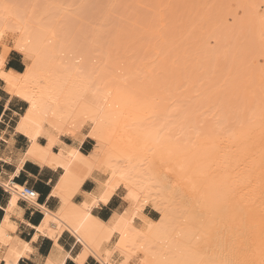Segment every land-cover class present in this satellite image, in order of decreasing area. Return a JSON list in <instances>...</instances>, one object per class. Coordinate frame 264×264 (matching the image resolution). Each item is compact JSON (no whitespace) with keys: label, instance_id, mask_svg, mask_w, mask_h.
<instances>
[{"label":"bare ground","instance_id":"obj_1","mask_svg":"<svg viewBox=\"0 0 264 264\" xmlns=\"http://www.w3.org/2000/svg\"><path fill=\"white\" fill-rule=\"evenodd\" d=\"M76 2L0 0V86L9 100L16 99L21 106L11 114L8 136L0 132V159L14 164V171L0 177V186L7 194L0 220V264H19L30 258L38 264H65L69 258L74 264H86L89 259L95 264H264V170L256 165L264 155L260 131L255 138L259 142L252 136L257 148L250 146L263 150H257L262 155L254 151L255 157L260 156L253 158L256 162L252 159L250 163L247 159L251 155L246 158L242 152L246 144L238 147L241 151L234 147L240 154H233L235 150L230 153L238 142H231L234 145L229 149L219 143L218 152L211 151L217 149H210L206 138L198 140L200 128L195 125L193 112L172 106L176 103L172 95L151 91L145 70H140L141 78L131 77L129 70L118 74L124 69L118 71L117 64L107 66L103 60L106 54H101V61L96 60L100 57L96 54L105 49L101 41H107L100 37L106 36L101 34L105 15L101 18L98 14L102 20L92 23L94 28L86 21L91 24L87 25L89 31L79 19L88 9L85 0L77 7ZM256 22L258 27L264 25L262 20ZM113 37L116 39L115 33ZM12 49L19 52L24 63L19 73L4 69ZM211 51V55L217 53ZM4 75L7 80L2 79ZM143 75L148 86L142 84L146 80ZM14 92L27 94L29 100ZM158 95L175 103L167 107L170 101L161 103ZM30 101L35 103L31 114ZM254 112L247 121L260 114ZM25 116L35 123L22 125ZM37 131L41 134L36 135ZM17 134L24 138L21 147L15 145ZM88 143L91 148L87 151ZM26 163L50 178V189L40 202L36 190L34 196L24 193L27 181L20 184L14 180ZM105 196L107 203L102 199ZM105 207L110 208V215L104 220L98 214ZM27 210L41 214L36 225L24 219ZM29 225L33 234L25 239L20 230ZM40 239L51 242L45 256L38 254L34 245ZM64 241L70 242L74 254L65 251Z\"/></svg>","mask_w":264,"mask_h":264},{"label":"rangeland","instance_id":"obj_2","mask_svg":"<svg viewBox=\"0 0 264 264\" xmlns=\"http://www.w3.org/2000/svg\"><path fill=\"white\" fill-rule=\"evenodd\" d=\"M79 1L76 2L75 0L76 7H77V4L78 5L80 4ZM89 1L91 2V5L89 4L90 3ZM114 1L116 2L114 3ZM110 2H112V0H92V1L85 0L84 4L87 5L85 6L88 9H86L85 6L84 7L82 6L81 8L83 9L85 8L86 10H83L82 13H80L79 15L80 17H83L85 14L83 18H79V19L83 20V22L81 21V23H84V25L82 24L81 25L83 27L86 26V28L88 27L87 28L88 30L90 29L89 26L92 23L95 24L96 21L98 22V18L102 20L101 18L105 15L104 19L106 20L104 19L103 20L106 22H104L102 27L105 28V30L108 29V31L107 33H104L106 31L103 29L104 31L102 30L103 33L101 32V34H103V36L104 35L106 36L102 37V35H100V37L102 38L104 42H105V39L107 40L106 41L107 43L105 42L106 45L113 43V46L112 45L106 46L105 43H103L100 40L102 44L101 46H105L103 47L105 49H103L104 51L102 50L100 53L96 54V55L100 54L99 55L100 57L96 56V60L98 61L100 59L101 61V58L103 57L105 58V56L102 57L101 54L103 55L106 54L107 57L105 59L103 58V60L107 61V64H106L107 66H110L109 64H111L112 67H115V65L117 64L116 66L117 67L119 66L118 69L120 67L124 69V70H121L120 68L118 71L120 70L121 71L120 72L117 71L118 74H122L123 72L125 71L127 72V70H129L130 71L129 75L131 77L133 75V77L138 78L139 76V78H141L142 75H139V74L144 73L146 78H148L149 80L146 79L145 76L143 75L142 79L143 78L146 79L142 81L143 85H145L144 82H146L147 80L148 81L151 80V82L149 83L154 85V86L152 85L150 86L149 84V88L151 91L153 88L154 93L156 94L159 93L160 91V93H163L162 95H166V96L172 95L171 96L173 98V99L171 98L172 101L176 99V103L174 102L175 104L171 102V99L169 100L170 103H168L169 101L163 100L161 95H158V96H160L159 100L163 101L161 103H164V104L168 103L166 104L167 107H170L169 105L174 104L172 106L177 105L175 107L182 108L184 110H190L193 112L195 125L196 127L200 128L202 131L200 132V129H197V133L199 131V136L198 134L195 136L196 140L199 138L198 139L199 141H206L207 139L211 144L208 147L210 149L212 148L217 149V150H211V151L218 152V147L216 146V144L219 146V143H222L223 145H226L225 147H228L227 149H229V147L233 146L235 142H238L239 144L241 143L240 146L239 144L238 145L235 144L233 148L231 147L232 150L230 149L231 150L230 153H233V150H235L233 154H238V153L240 154L241 150L238 147H242V145L244 146L246 144V146L242 148L243 149L242 152L245 151L246 158L250 155L252 156V158L250 156V158L248 157L247 159L248 161L250 160V163L252 162L251 160L256 156V154L260 153L259 155H262V152H259V151H263L264 147L262 148L263 149L262 150L261 146H259L258 147L259 149H257L259 151H257L255 148H257L258 145H256L253 141L255 142H259V140L264 141V132H263L264 125L262 126L261 124L263 123H261L260 125L258 123V122H264V55H263L264 49H262L264 48V30H263L264 25H261L260 27H258V25L256 24L257 20L258 21L262 20V23L264 24L263 22L264 21L263 20L264 19V15H263L264 14V0H113L112 7H111L112 10H110L109 8L111 4ZM108 9L110 10V12ZM81 10L82 9H80L79 11ZM92 11L94 12L93 15H92ZM95 11H98V12L95 13ZM103 11L104 13L109 12V15L104 14ZM86 13L87 15L90 13V15L94 17L91 18V16L90 15L87 16ZM81 14H83V16H81ZM98 14L101 18L98 16ZM86 21L88 22L90 21L91 24L86 23ZM97 22L96 24H98L100 21L98 23ZM105 23L107 25H105ZM81 25H80V28L82 27ZM92 25L90 27L94 28V25L93 26ZM112 28L116 30L115 32L113 30V33L111 32ZM108 32L110 34H108ZM114 33H115L116 39L113 37ZM78 34L80 35V32H78ZM110 35H112V37ZM108 36H110L109 38H112V39L107 38ZM113 38H114V42H113ZM114 43L117 46H114ZM154 48L158 50V51L156 50L157 51L156 53L154 51L155 50ZM221 48L222 50L220 51ZM211 50L217 53L211 55V52H212ZM145 52L147 53L145 54ZM226 52L230 54L229 57ZM109 55L111 56V58L113 57L112 61ZM175 56L176 58H174ZM136 57H139V60ZM144 57H146V59ZM133 58L137 60L135 61ZM166 59L168 60L170 59L172 62ZM96 60L94 59V63L97 62ZM153 60L155 62L157 61L156 62L157 65L155 64ZM173 60L175 61L177 60V61L175 62ZM131 62L133 64L135 62L137 65L134 64L135 65L134 66L133 64H131ZM138 62L140 63V65ZM174 62L175 64H173ZM185 62L187 64H184ZM143 63H145L146 65L150 64V66L147 68L145 64L143 65ZM172 64L173 66L176 65L175 69L172 66ZM133 66L134 68H132ZM139 67H141L142 69ZM152 68L154 69L153 72H151ZM132 69H136V70H132ZM140 70H143V71L145 70L146 72L145 71L143 72ZM177 72L179 73V75ZM146 73L149 75L148 77ZM156 74L158 76H156ZM204 76L205 78H203ZM200 77H202L201 78L202 80L200 79ZM135 79H133L134 82H135ZM187 79H189L190 81ZM198 79L200 81H198ZM153 80H155L154 83H153ZM147 82H146V85L148 86ZM140 83L141 81H137L136 79V84L140 85ZM157 85L159 86V88H157L158 87ZM187 87H188V90H186ZM155 88H157V90ZM186 96L189 98H187ZM190 96H193V97H190ZM255 109L260 114L262 112V114L261 115L258 114ZM227 110L231 111V113L228 112ZM250 110L252 112H254L255 110V112L260 117L257 116L258 119L257 118L255 119L254 116H251V117H254L253 118L254 120L251 119V121H247L250 119V115L252 114ZM216 117L218 118L216 119ZM221 117L223 119H220ZM244 117H246V119ZM261 119L262 121H260ZM222 122H224V126L222 125L223 124ZM250 124H252L253 126L252 125L250 126ZM220 128H221V131H220ZM238 128L242 130L241 133L239 132ZM245 129L246 131L248 129L249 130L251 129V131L249 132L248 130L246 132ZM252 129L254 130L252 131ZM230 131H232L234 134L231 132L230 133L231 135H229ZM237 131L239 133H235ZM259 131H260L259 135L262 136L263 139L262 137L260 138L257 137L259 136L257 135ZM222 132H224V134ZM245 132L246 133L249 132L248 133L249 137L247 136ZM202 135L206 137L203 138ZM241 135H242L241 137L242 139L239 138ZM212 137H214L215 140L219 139L220 141L213 140L212 142L211 141ZM217 137H220L221 139ZM224 137L226 138L224 139ZM238 138L241 139L242 142H239L240 140ZM252 138H253V141H252ZM255 138L256 139L259 138V140L257 141ZM222 139L225 140L226 142L223 141ZM248 140L250 142L252 141L253 144L249 145L250 142ZM223 142H225V144ZM231 142H234V144ZM250 146L251 147L255 146V148L254 147L251 148ZM262 146H264V142ZM234 147L238 148L240 151L238 149H235ZM90 148H91V144L88 143V145L85 146V149L88 151L90 150ZM247 148L250 152H248ZM236 150H237V153H236ZM251 151L253 152L252 154H250ZM254 151H257L258 153L255 154ZM248 153L249 155H247ZM262 156L263 157L261 158V160L263 161L259 163L260 161L257 160L259 164L256 163V165L257 166L259 165L264 170L263 168L264 165H262L263 167L260 165V164H263L264 162V155ZM256 158L258 157H255L254 159ZM254 162H256V160ZM213 169L214 167L211 168L212 171ZM36 185L37 184L35 182V179H30L27 184V186H30V187H33V186L36 187ZM37 191L41 192L42 197L44 196L45 190L41 191L40 188H37ZM115 204H116V201L113 202L112 205H115ZM49 205H51V203ZM39 215L41 214L39 213ZM92 264H95V263L92 261Z\"/></svg>","mask_w":264,"mask_h":264},{"label":"crops","instance_id":"obj_3","mask_svg":"<svg viewBox=\"0 0 264 264\" xmlns=\"http://www.w3.org/2000/svg\"><path fill=\"white\" fill-rule=\"evenodd\" d=\"M5 71H13L16 73H19L20 71L24 70V63L22 61L21 55L19 54L18 51H16L15 49H12L5 60ZM0 86V132L5 133L4 136H8L9 133V128L11 127L12 121H13V111L15 110V108L19 109L21 108L20 103L16 101V99H11L9 100L7 95L5 94L3 88ZM9 103V104H7ZM8 106V107H7ZM12 114V115H11ZM8 115V116H6ZM7 118V119H6ZM5 120V121H4ZM6 125V126H5ZM3 129V130H2ZM23 138L22 135H15V145L16 147H21L24 144V138L23 140L21 139ZM20 141V142H19ZM4 159H0V177L3 176L5 177L6 175H8V173L14 171V164L7 162V161H3ZM29 164V165H28ZM25 169V170H24ZM34 169V170H32ZM9 172H8V171ZM38 172V173H37ZM29 173V174H28ZM36 173V174H35ZM49 176L45 173V171L43 170H39L36 166H32L30 163H26V165H24V167L21 169V172H19V174L15 175L14 180L16 182L19 183H23L26 180H30V179H35L36 182V187L33 186L35 188V190L37 191V188H40L41 191L45 190V194L42 197L41 192L40 195V199H44L45 195L47 194V192L50 189V178ZM48 179V180H47ZM45 180V181H44ZM28 181L26 184H28ZM50 184V185H49ZM49 188V189H48ZM38 192V191H37ZM6 192L5 190L0 186V220H1V216H3V205L5 203V199H6ZM42 200H39L42 201ZM2 206V207H1ZM37 211H31V210H27L24 214V219L27 220V222L29 224H33L32 226L35 225L36 222H39L40 216L39 212L36 213ZM27 215V216H26ZM101 215V216H100ZM110 215V208L105 207V209H101V211L98 214V217L102 218V219H107V217ZM104 217V218H103ZM31 221V222H29ZM22 231V232H21ZM21 232V236H27L28 239H30L31 235L33 234V230L32 227L29 225V227H22V229L20 230ZM29 232V233H28ZM25 233V234H24ZM25 239H27L26 237H24ZM37 248V253L42 256H45L46 254H48V251L51 248V242L47 239H40L38 242H36L34 244ZM71 244L70 242H66L64 241V249L65 251H70L73 254L75 253V249L72 250L71 248ZM39 250V251H38ZM30 261V262H29ZM38 264L35 261H33L31 258L27 259V260H22V262H20L19 264ZM65 264H74L73 262H71V259H67ZM86 264H92V260L89 259Z\"/></svg>","mask_w":264,"mask_h":264},{"label":"snow or ice","instance_id":"obj_4","mask_svg":"<svg viewBox=\"0 0 264 264\" xmlns=\"http://www.w3.org/2000/svg\"><path fill=\"white\" fill-rule=\"evenodd\" d=\"M0 67H3V61L0 60ZM2 79L7 80L8 77L6 75L2 76ZM15 95H22V98L25 100H29V96L27 94H21L20 92H14ZM33 104V108L29 109V113L31 114V112L33 111V109L35 108V103L34 101H30ZM25 122H29V123H35L34 121H30L28 116H25L24 119L21 121V124L23 125ZM37 128H39V125H36ZM17 131H20V129H17ZM41 133L39 131L36 132V135H40ZM51 143V141H50ZM102 199H104V202L107 203V196L102 197ZM15 201V198H13V202ZM119 247V246H118Z\"/></svg>","mask_w":264,"mask_h":264},{"label":"built area","instance_id":"obj_5","mask_svg":"<svg viewBox=\"0 0 264 264\" xmlns=\"http://www.w3.org/2000/svg\"><path fill=\"white\" fill-rule=\"evenodd\" d=\"M24 193H25L26 195H28V196H34V195H35V188L26 185V186L24 187ZM40 196H41V195L39 194V196L37 197V201L40 200Z\"/></svg>","mask_w":264,"mask_h":264},{"label":"trees","instance_id":"obj_6","mask_svg":"<svg viewBox=\"0 0 264 264\" xmlns=\"http://www.w3.org/2000/svg\"><path fill=\"white\" fill-rule=\"evenodd\" d=\"M21 184V183H20ZM41 197V196H40ZM40 220V219H39ZM38 222L35 223V225L37 224Z\"/></svg>","mask_w":264,"mask_h":264}]
</instances>
